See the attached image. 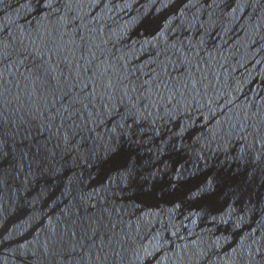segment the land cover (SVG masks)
<instances>
[{
	"label": "water",
	"instance_id": "1",
	"mask_svg": "<svg viewBox=\"0 0 264 264\" xmlns=\"http://www.w3.org/2000/svg\"><path fill=\"white\" fill-rule=\"evenodd\" d=\"M0 264H264V0H0Z\"/></svg>",
	"mask_w": 264,
	"mask_h": 264
}]
</instances>
